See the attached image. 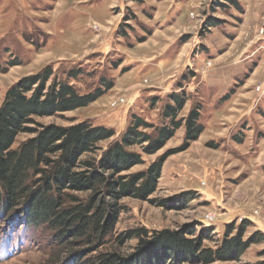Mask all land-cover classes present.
Masks as SVG:
<instances>
[{"label":"rangeland","instance_id":"1","mask_svg":"<svg viewBox=\"0 0 264 264\" xmlns=\"http://www.w3.org/2000/svg\"><path fill=\"white\" fill-rule=\"evenodd\" d=\"M91 1L0 0V106L12 85L48 66L53 77L80 94L111 82V89L86 107L36 120L65 127L87 121L113 128L118 139L133 116L160 126L165 105L174 104L169 95L185 92L180 117L200 102L206 128L186 145L183 123L162 149L144 155L146 164L125 173L140 172L170 152L157 191L148 200L122 201L116 233L194 227L197 236L201 228H212V239L203 243L215 248L228 224L247 221L245 240L256 233L259 241L238 260L210 264H264V93L258 91L264 88V0H238L241 11L215 6L211 12L209 0ZM211 17L222 22L207 30ZM232 62L239 64L233 70L238 74L227 75L226 102L220 109L213 102L208 111L204 104L217 90L200 84L201 77L214 70L213 78H222L224 70L217 68ZM72 72L81 73L70 78ZM31 137L21 134L16 146ZM21 213L0 215V264H47L55 248L50 232L29 226ZM137 245V239L129 240L121 253H135Z\"/></svg>","mask_w":264,"mask_h":264},{"label":"trees","instance_id":"2","mask_svg":"<svg viewBox=\"0 0 264 264\" xmlns=\"http://www.w3.org/2000/svg\"><path fill=\"white\" fill-rule=\"evenodd\" d=\"M209 2L210 12L215 6L242 10L238 0ZM220 22L211 17L204 28ZM80 73L69 76L76 78ZM53 76L54 70L48 66L21 78L7 90L0 106V215L9 217L21 210L29 226L50 232L55 248L47 264H181L196 260L210 264L238 260L259 241L256 233L245 240L247 221L238 226L228 224L215 248L203 243L212 239V228H201L197 236L194 227L179 232L138 227L117 234L119 217L125 210L122 201L127 197L148 200L157 191L170 152L140 172L125 173L146 164L144 155L162 149L183 123L184 144L197 140L204 130L200 123L203 104L199 102L181 118L188 96L173 92L169 98L174 104L165 105L160 126L133 116L129 127L115 139L113 128L87 121L68 127L37 122L38 117L86 107L112 87L108 82L104 89L80 94L71 83ZM34 124L38 127H31ZM151 129L155 135L148 132ZM21 134L32 137L16 146ZM107 140L110 143L100 147ZM132 239L138 240L136 252L122 254L121 248Z\"/></svg>","mask_w":264,"mask_h":264},{"label":"crops","instance_id":"3","mask_svg":"<svg viewBox=\"0 0 264 264\" xmlns=\"http://www.w3.org/2000/svg\"><path fill=\"white\" fill-rule=\"evenodd\" d=\"M95 1H97V0H93L90 3H93ZM168 28L169 27L167 26L166 29H168ZM244 51H245V49H243L240 54L243 55ZM238 66H239L238 63L232 62V64H230V66L228 65L225 68H220V67L217 68V70H224V71L220 72V73H224L222 75V78H218V79L213 78L214 70H212V71L207 70L204 72L203 77H201L202 80H201L200 84H203V86L206 87L207 89H210V90L216 89L217 90L216 95L214 93L215 96H212L209 103L204 104L205 107H206V105H208V109H209L208 111H210V109H212L210 107H212L213 102H215V105H217V107H214V108H218V109H220L223 106L222 103L226 102L225 96L227 95V93H229L228 88L230 86L229 81L227 82V75H229V73H231V75H233V76L237 75L238 71L236 73V71H233V70H237ZM235 118H237V116ZM204 124H203V126H204V128H206V125H204Z\"/></svg>","mask_w":264,"mask_h":264},{"label":"built area","instance_id":"4","mask_svg":"<svg viewBox=\"0 0 264 264\" xmlns=\"http://www.w3.org/2000/svg\"><path fill=\"white\" fill-rule=\"evenodd\" d=\"M263 24H264V23H263ZM261 31L264 32V26L261 28ZM258 91H259L260 93H264V88H262V86L260 85V86H258ZM118 100H119V99H118ZM118 100L115 101V102H113L112 105H117V104H118ZM124 100H125V98H121L119 101L124 102ZM207 218H208L209 220H213V219H214L213 216H211V215H209Z\"/></svg>","mask_w":264,"mask_h":264}]
</instances>
